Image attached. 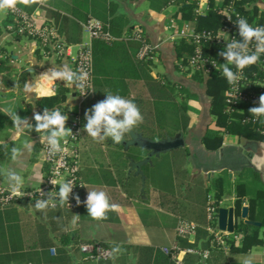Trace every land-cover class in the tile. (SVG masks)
<instances>
[{
	"label": "crops",
	"instance_id": "0c3cea01",
	"mask_svg": "<svg viewBox=\"0 0 264 264\" xmlns=\"http://www.w3.org/2000/svg\"><path fill=\"white\" fill-rule=\"evenodd\" d=\"M71 1L49 0L48 7L37 5L31 16L37 24H48L59 29L63 23L65 25L73 21L70 15ZM105 1L116 6V15L127 18L131 31L141 30L148 43L158 45L150 75H164L168 81L184 87L189 93V97L184 99V102L187 101L185 103L190 118L189 125L184 134L177 135L182 141L179 146L185 147L187 151L183 165L185 175L176 177L169 152L149 155L133 142L131 134L119 145L113 144L110 139L102 144L96 143L83 131L80 121L81 131L76 145L80 161L81 204L76 209L50 207L46 213H42L35 209L34 203L19 201L6 209L12 213L9 216L12 220L8 224L17 219L18 231L14 235L16 241L24 246L25 253L35 258L36 264H52L48 259L55 257L59 249L66 250V264H141L139 260L143 257L138 251L119 252L108 262H90L80 253L79 245L99 243L111 249L115 246H134L154 250L172 247L177 240L176 227L179 218L188 220L187 218L194 217L193 212L200 200L195 191L198 181L206 188L213 180L221 178L224 190L218 209L232 208L235 224L239 221L249 224L257 222L249 219L248 200L258 189L264 191V142L223 134L219 149L208 152L203 148L200 138L204 131L207 128L218 129L209 115V98L205 94V85L193 81L191 74L176 65L175 45L179 42L168 38L170 18H174L178 24L187 22L197 29L196 17H203L212 9L221 10L227 0H214L213 3L207 0L208 10L204 9L201 15L194 12L196 17L192 20L185 18L179 11L181 4L177 6L172 0ZM179 1L184 5L195 3L194 0ZM242 6L248 14L258 19L264 11V0L247 1ZM7 15L8 13L0 14V61H6L14 80L24 70L28 72L26 82L39 84L40 87L37 92L27 94L24 91L25 84L21 89L11 90L0 82V111L10 122L0 133V147L11 144L22 150L17 161H13L11 157L0 160V186L10 187L6 173L13 169L23 177L21 189L26 190L41 185L48 173L43 151L46 141L34 130L26 129L23 134L18 135L8 111L17 112L22 118H29L34 128L33 114L41 112L36 102L43 97L54 96L60 86H66L59 81L56 92L50 95L49 89L53 83L43 81L41 75L51 67L59 68L64 65L75 71L73 58L79 46L89 43L91 39L82 25L81 43L70 45L69 56L56 58L48 50L43 54L34 47L32 41L25 47L23 38L9 33L4 28ZM129 43L136 54L139 42L131 40ZM67 87L69 92L63 106L69 117L66 126L70 128L74 117L81 113L83 101L77 95L76 86ZM140 87L139 82L133 89L137 91ZM40 91L46 93L41 94ZM25 144L30 149L25 148ZM254 175H258V178ZM238 183L246 185L247 193L243 198L240 214L236 216L234 189ZM93 190L106 192L109 202L118 206L117 211L108 213L107 220L95 221L88 216L84 202L87 192ZM207 196L214 200V190L211 189L206 195L205 212ZM243 208L247 210L245 217H242ZM73 215L80 216L75 227L71 223ZM62 233L69 235L70 245L67 248L62 247L58 238ZM239 240L240 237L236 243ZM193 241L194 238L189 240ZM249 255L254 257V264H264V245L253 247L245 253L229 252L227 258L229 264H242ZM145 258L152 256L147 255Z\"/></svg>",
	"mask_w": 264,
	"mask_h": 264
},
{
	"label": "trees",
	"instance_id": "16d2710c",
	"mask_svg": "<svg viewBox=\"0 0 264 264\" xmlns=\"http://www.w3.org/2000/svg\"><path fill=\"white\" fill-rule=\"evenodd\" d=\"M214 0H211L213 3ZM230 0H227V2ZM251 0H236L237 9L241 15L250 20L254 17L243 11L242 4ZM179 11L188 19H195V3L184 5L181 1H176ZM21 7L27 15H31L37 5L24 8ZM116 6L105 0H72L70 15L73 21L69 24L63 23L59 29L55 30L57 36L62 42L73 45L81 43L82 25L89 19H96L102 23L101 33H107L111 39L95 38L91 40V50L93 58V96L85 100L82 104L79 115L81 126L86 124L85 112L92 108L97 102L105 99V94L112 92L132 100L140 109L144 121L134 130L132 135L133 142L149 155H157L162 152H169L177 178L184 177L185 171L183 165L187 156L185 147H173V143L179 138L178 134H184L189 125V115L184 99L189 97L188 91L175 83L166 79L164 75H150L151 60H139L130 46L128 36L133 31L128 28V20L122 15H116ZM260 19V24L264 25V11ZM198 20L197 30H206L216 32L221 26V10H210L203 17H196ZM13 19L7 15L5 25L13 24ZM52 26V25H49ZM142 33V32H141ZM17 37V36H15ZM143 40L148 43L144 38ZM141 47V43H139ZM193 45L180 41L175 45L176 65H183L193 52ZM139 50V49H138ZM223 49L220 45H212L211 50L207 49L206 54L214 57L219 63L224 59L218 55ZM250 73H255L257 81H264V62L260 65L248 68ZM28 72L21 71L14 80L12 72L6 66V61H0V82L11 90L21 89L26 80ZM191 79L197 83L205 85V94L209 98V115L218 129L207 128L200 142L203 148L208 151H216L223 142V134H234L249 140L264 142V121L256 123L244 122L245 116H250L249 108H246L244 114L230 112L225 105V94L228 89V83L222 75V70L216 75L207 76L200 72L190 75ZM141 83V87L135 89L133 86ZM251 91L258 92L259 86L252 85ZM69 92L67 86H60L54 96L43 97L36 104L43 112L44 108L49 110L59 109L66 114L63 106L65 97ZM264 93V87H263ZM183 96V97H181ZM252 108V107H251ZM8 117L0 111V133L9 126ZM13 145L7 144L0 147V160L11 157ZM257 179L258 175H254ZM195 188L196 195L200 197L197 201V209L193 212L192 219L198 223L199 227L193 242L178 238L176 244L179 248H193L199 251H207L208 255L201 260L199 255L185 254L182 264H229L227 253L238 252L245 253L253 247L264 245V191L258 189L248 200V213L250 221L260 222V227L249 223L239 221L235 224L234 232L240 235L238 243L234 240H226L225 246L219 244L214 235L207 231L208 226H214V223L207 221L205 212V202L207 193L214 190V206L218 209V203L223 195L224 183L221 178L212 181L209 187H203L198 181ZM236 200L234 208L236 216H239L243 198L246 196L247 188L244 183L235 185ZM17 204V203H15ZM13 204V205H15ZM10 208V207H9ZM0 210V264H36L35 258L31 254L23 251L24 246L19 245L14 237L17 234V219L12 224H8L9 216L12 214L6 210ZM10 219V220H9ZM62 247L67 248L70 245L69 235L62 233L58 237ZM116 247V246H115ZM120 247V246H119ZM110 248V247H109ZM120 252L138 251L141 253V264H175L171 259L170 251L168 254L161 250L151 248H142L134 246H121ZM147 255L152 258H145ZM52 264H66L68 258L65 249L57 250L55 257L48 259ZM89 261V260H88ZM91 262V261H90Z\"/></svg>",
	"mask_w": 264,
	"mask_h": 264
},
{
	"label": "built area",
	"instance_id": "2783aa9c",
	"mask_svg": "<svg viewBox=\"0 0 264 264\" xmlns=\"http://www.w3.org/2000/svg\"><path fill=\"white\" fill-rule=\"evenodd\" d=\"M175 3L178 0H172ZM195 10L194 12L198 15L204 13V9L209 8L207 0H194ZM236 0L228 1L221 9V26L216 32L197 30L193 28L189 23L185 22L178 24L174 18L169 19L168 38L174 42L184 41L193 45V52L188 58L187 62L179 67L189 73L193 74L195 72H200L207 76H213L220 73L221 68L218 60L214 57L208 56L206 50H211L212 45H220L222 49L226 47V43L231 38L239 39L238 28L236 26V21L243 17L239 9L236 6ZM243 11L247 12L245 7ZM248 13V12H247ZM8 15L13 19V24H8L5 29L11 33L14 37L24 39V46L27 47L29 42L32 41L36 49L41 51L43 54L48 50L56 58H61L69 56L70 45L62 42V40L57 36L55 29L48 24H37L33 16L25 14L23 11H18L16 13L8 12ZM250 15V14H249ZM250 24L253 26L261 25L260 19H249ZM102 23L96 19H89L83 24L84 30L88 33L90 39L102 38L109 40L111 37L107 33H101ZM228 36H226V35ZM129 40H135L141 43V47L137 52V59L139 60H151L155 61L157 57L158 45H152L146 43L143 40V35L141 30H134L131 35L128 36ZM91 40L89 43L82 44L79 46L75 57L73 58V65L75 71L83 69L89 73V81L87 82L84 90L76 87L78 97L84 102L88 98L93 96V58L91 50ZM264 62V56L261 57L260 64ZM259 64V65H260ZM59 81L54 82L50 86V95L54 94L57 89ZM256 84L259 86V91H251L252 85ZM264 81H257L255 73H250L249 69H245L243 73V78L240 80L238 85L235 87L228 84V89L225 94V105L228 111L238 112L244 114L246 108L259 106V97L263 93ZM41 94H45V91H40ZM244 122L256 123L257 120L250 116H245L243 118ZM70 129L73 135L67 138V144L64 145L67 148V152L63 155L50 156L48 153L47 143H44V162L48 166V173L41 185L31 189H20L21 192L25 193L24 196L13 195L10 187L0 186V210L8 208L9 206L18 203L19 201H28L31 203L36 202L37 199H46L47 195L50 193L52 198L57 201L56 207H63L66 209H76L77 204L74 196L79 195L81 188L80 181V161L79 153L77 150V139L80 135V118L79 115L75 116ZM51 180H56L57 184L52 185ZM64 181H71L74 185L73 193L69 198V205L64 204L63 206L58 203V196L56 195L59 190V183ZM214 200L211 196H207V221L214 223V226H208L206 229L209 233L213 234L215 239L225 246L226 240H238L240 235L235 234V232L220 231L217 228L216 218H217V208L214 206ZM199 225L195 222L179 218L176 234L178 238L190 240L195 237L196 230ZM79 251L83 255L85 260L95 261V262H108L114 255L111 254V248L104 246L99 243H83L79 245ZM161 251L168 254L170 251L171 259L175 264H182V259L185 254H195L204 260L208 252L199 251L193 248L181 249L175 244L170 248H162Z\"/></svg>",
	"mask_w": 264,
	"mask_h": 264
},
{
	"label": "clouds",
	"instance_id": "9594fccd",
	"mask_svg": "<svg viewBox=\"0 0 264 264\" xmlns=\"http://www.w3.org/2000/svg\"><path fill=\"white\" fill-rule=\"evenodd\" d=\"M38 5L48 7L49 0H0V14L6 15L8 12L16 13L24 8ZM239 39L231 38L227 40L226 47L218 53L225 63L220 64L222 75L230 86L235 87L243 78L245 69L257 66L264 56V25L253 26L247 19L241 17L236 21ZM41 79L48 83L62 81L64 85H74L84 90L89 81V73L83 69L73 71L69 66L64 65L59 68L51 67L47 72L41 75ZM40 85L33 82H26L24 91L27 94L38 91ZM254 119L264 120V94L259 97V106L249 109ZM8 116L13 122V127L17 134H23L24 131L30 130L41 134V137L47 143L48 153L50 156L63 155L67 152L64 146L67 144V138L72 136V130L66 126L69 119L68 115L62 113L59 109L49 110L44 108L42 113L36 112L32 119L35 120V126L30 123L29 118H22L17 112L8 111ZM86 124L83 131L96 143H104L107 140L115 145L124 142L125 137L134 132L144 121V117L139 107L130 99L119 94L108 92L105 99L97 102L91 109L85 112ZM25 148L30 146L25 144ZM22 150L13 147L11 150V159L17 161ZM10 189L13 195L24 196L25 193L20 189L23 187V177L15 170L9 169L6 173ZM52 185H56V180H51ZM74 185L71 181L59 183L58 196L59 205H69V198L73 193ZM46 199H37L35 209L46 213L52 207L57 206L51 194ZM76 204L79 206L81 200L79 195L74 196ZM90 216L95 221H104L108 219L109 212H115L118 209L116 204L109 202L106 192L93 190L87 192L86 201L84 202ZM79 215H73L71 221L73 227L79 221ZM121 251L119 246L111 249V254L115 255ZM242 264H254V257L247 256Z\"/></svg>",
	"mask_w": 264,
	"mask_h": 264
},
{
	"label": "water",
	"instance_id": "95a60500",
	"mask_svg": "<svg viewBox=\"0 0 264 264\" xmlns=\"http://www.w3.org/2000/svg\"><path fill=\"white\" fill-rule=\"evenodd\" d=\"M182 145L181 140H177L173 143V147ZM246 208L242 209V217L246 216ZM251 224L259 226L258 222H252ZM217 228L220 231L233 232L235 228L234 215L232 208H219L217 212Z\"/></svg>",
	"mask_w": 264,
	"mask_h": 264
},
{
	"label": "rangeland",
	"instance_id": "374dc122",
	"mask_svg": "<svg viewBox=\"0 0 264 264\" xmlns=\"http://www.w3.org/2000/svg\"><path fill=\"white\" fill-rule=\"evenodd\" d=\"M5 28V27H4ZM187 103V101H185Z\"/></svg>",
	"mask_w": 264,
	"mask_h": 264
}]
</instances>
